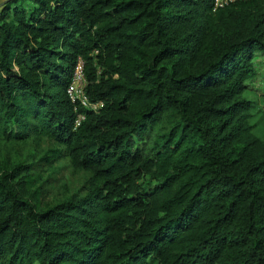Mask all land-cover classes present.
<instances>
[{"label":"trees","instance_id":"1","mask_svg":"<svg viewBox=\"0 0 264 264\" xmlns=\"http://www.w3.org/2000/svg\"><path fill=\"white\" fill-rule=\"evenodd\" d=\"M262 53L264 0L3 2L0 264H264V138L244 96ZM78 58L96 112L66 94ZM60 163L83 178L64 198Z\"/></svg>","mask_w":264,"mask_h":264},{"label":"rangeland","instance_id":"2","mask_svg":"<svg viewBox=\"0 0 264 264\" xmlns=\"http://www.w3.org/2000/svg\"><path fill=\"white\" fill-rule=\"evenodd\" d=\"M6 0H0V5ZM254 69L256 72L255 78L246 82L248 92L244 96L253 103L251 113L254 118L253 121L257 124L256 132L264 138V53L256 55L253 60ZM51 142L42 139L41 141H28L27 144H21L13 149L7 151L5 157L8 161V166L13 160L25 161L29 163L35 154H41L40 150L49 148ZM61 167L53 175L54 185L51 196L57 198H64L80 190L82 185V175L72 171L67 163H60Z\"/></svg>","mask_w":264,"mask_h":264},{"label":"built area","instance_id":"3","mask_svg":"<svg viewBox=\"0 0 264 264\" xmlns=\"http://www.w3.org/2000/svg\"><path fill=\"white\" fill-rule=\"evenodd\" d=\"M228 1H234V0H214V9L217 7H221L223 4H226ZM83 67H84L83 60L81 58H78L72 74L71 84L66 89V94L73 105L79 102L83 108L96 112L100 108L101 103H91L85 97L83 91L85 86ZM83 120H84V114L82 112L78 113L74 120L73 128L76 129L77 127H79L80 123Z\"/></svg>","mask_w":264,"mask_h":264}]
</instances>
